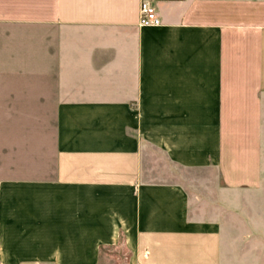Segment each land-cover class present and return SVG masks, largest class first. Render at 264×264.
<instances>
[{
  "label": "crops",
  "instance_id": "crops-1",
  "mask_svg": "<svg viewBox=\"0 0 264 264\" xmlns=\"http://www.w3.org/2000/svg\"><path fill=\"white\" fill-rule=\"evenodd\" d=\"M142 1L0 0V264H264V0Z\"/></svg>",
  "mask_w": 264,
  "mask_h": 264
},
{
  "label": "rangeland",
  "instance_id": "rangeland-1",
  "mask_svg": "<svg viewBox=\"0 0 264 264\" xmlns=\"http://www.w3.org/2000/svg\"><path fill=\"white\" fill-rule=\"evenodd\" d=\"M229 198H239L238 193L228 194ZM224 232L226 231L229 236V244L232 246V250L239 251V237L249 235L251 233V228L244 227L239 220V215L234 211H229L226 216L221 220ZM236 242L238 243L236 245ZM130 251L124 245L123 237L116 244H105L100 250V256L97 264H130ZM53 264V263H52Z\"/></svg>",
  "mask_w": 264,
  "mask_h": 264
},
{
  "label": "built area",
  "instance_id": "built-area-1",
  "mask_svg": "<svg viewBox=\"0 0 264 264\" xmlns=\"http://www.w3.org/2000/svg\"><path fill=\"white\" fill-rule=\"evenodd\" d=\"M139 25L142 27H154L161 25V19L155 7L149 1H142L140 8Z\"/></svg>",
  "mask_w": 264,
  "mask_h": 264
}]
</instances>
